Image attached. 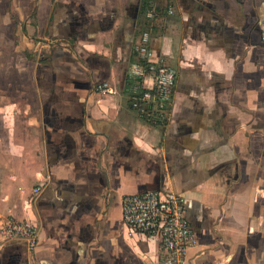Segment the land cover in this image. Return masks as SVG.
Returning <instances> with one entry per match:
<instances>
[{
	"label": "crops",
	"instance_id": "obj_1",
	"mask_svg": "<svg viewBox=\"0 0 264 264\" xmlns=\"http://www.w3.org/2000/svg\"><path fill=\"white\" fill-rule=\"evenodd\" d=\"M33 1V99L0 116V228L29 221L39 240L0 235V264H164L123 218L124 196L151 191L184 196L188 264H264V0H151L147 17L142 0ZM144 34L176 73L154 124L130 100Z\"/></svg>",
	"mask_w": 264,
	"mask_h": 264
},
{
	"label": "built area",
	"instance_id": "obj_2",
	"mask_svg": "<svg viewBox=\"0 0 264 264\" xmlns=\"http://www.w3.org/2000/svg\"><path fill=\"white\" fill-rule=\"evenodd\" d=\"M136 51L139 58L128 70L132 81L131 107L138 115L160 116L169 107L176 73L164 63L150 61L147 34H144ZM147 78L152 79L151 86L147 85ZM98 91L116 92L108 83L99 85ZM40 192V187L34 189L35 196ZM123 218L131 234L143 235L159 244L164 264H188V253L196 243V234L187 218L183 195L151 191L124 196ZM0 235L5 241H24L34 250L38 245L39 228L29 221L7 219L2 223Z\"/></svg>",
	"mask_w": 264,
	"mask_h": 264
},
{
	"label": "rangeland",
	"instance_id": "obj_3",
	"mask_svg": "<svg viewBox=\"0 0 264 264\" xmlns=\"http://www.w3.org/2000/svg\"><path fill=\"white\" fill-rule=\"evenodd\" d=\"M21 15L23 20L19 18ZM35 19V1L0 0V116H25L24 110L29 105L27 101L33 99L31 93L35 90V82L32 80L24 86L20 84V68L25 64H34L29 62L35 61L33 51H28V59L20 56L23 53L20 50H24L20 30L26 31L20 25L23 27L28 22L34 23ZM37 33L32 31L30 35L39 41L41 39ZM20 87L27 88L29 98L20 93Z\"/></svg>",
	"mask_w": 264,
	"mask_h": 264
},
{
	"label": "trees",
	"instance_id": "obj_4",
	"mask_svg": "<svg viewBox=\"0 0 264 264\" xmlns=\"http://www.w3.org/2000/svg\"><path fill=\"white\" fill-rule=\"evenodd\" d=\"M150 1L151 0H142L141 14L144 15L145 17H147L148 13L151 11L149 8ZM145 25H147L146 27H148L149 26L148 22H146ZM139 116L142 119H144L146 122H149L151 124L157 123L160 119V116H146V115H139Z\"/></svg>",
	"mask_w": 264,
	"mask_h": 264
}]
</instances>
